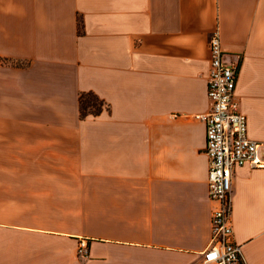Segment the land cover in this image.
<instances>
[{"label": "crops", "instance_id": "0c3cea01", "mask_svg": "<svg viewBox=\"0 0 264 264\" xmlns=\"http://www.w3.org/2000/svg\"><path fill=\"white\" fill-rule=\"evenodd\" d=\"M216 33L264 162V0H0V264H213ZM231 200L237 264H264V167Z\"/></svg>", "mask_w": 264, "mask_h": 264}, {"label": "built area", "instance_id": "2783aa9c", "mask_svg": "<svg viewBox=\"0 0 264 264\" xmlns=\"http://www.w3.org/2000/svg\"><path fill=\"white\" fill-rule=\"evenodd\" d=\"M209 48L211 58L207 94L211 107L197 118L206 126L208 193L217 205L212 213V236L204 253V262L237 264L243 256L241 246L233 240L231 223L234 169L246 165L261 168L264 162L258 157V142L248 135L247 116L240 110L236 99L239 63H224L217 33L210 38ZM80 253H87L85 241L80 243Z\"/></svg>", "mask_w": 264, "mask_h": 264}, {"label": "trees", "instance_id": "16d2710c", "mask_svg": "<svg viewBox=\"0 0 264 264\" xmlns=\"http://www.w3.org/2000/svg\"><path fill=\"white\" fill-rule=\"evenodd\" d=\"M79 103L82 118L98 116L106 109L105 102L92 92L82 93L79 97Z\"/></svg>", "mask_w": 264, "mask_h": 264}]
</instances>
